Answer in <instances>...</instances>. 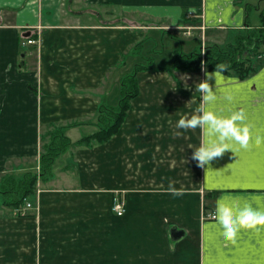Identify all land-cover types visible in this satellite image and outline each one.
<instances>
[{
    "label": "crops",
    "instance_id": "obj_1",
    "mask_svg": "<svg viewBox=\"0 0 264 264\" xmlns=\"http://www.w3.org/2000/svg\"><path fill=\"white\" fill-rule=\"evenodd\" d=\"M261 4L0 0V171H29L41 124L57 123L71 144L94 134L99 106L117 109L121 79L142 66L132 55L147 35L203 44L211 31L243 30L253 9L260 19ZM27 36L36 44L23 45ZM172 63L137 73L138 94L107 142L71 145L21 207H0V264H264V227L241 230L232 244L204 218L218 200L264 212V67L244 80L210 81L217 99L207 110L230 117L243 109L251 140L247 149L228 141L229 151L200 168L191 157L204 131L176 124L198 114L204 72ZM170 181L181 195L168 191ZM115 196L125 202L121 217Z\"/></svg>",
    "mask_w": 264,
    "mask_h": 264
},
{
    "label": "trees",
    "instance_id": "obj_2",
    "mask_svg": "<svg viewBox=\"0 0 264 264\" xmlns=\"http://www.w3.org/2000/svg\"><path fill=\"white\" fill-rule=\"evenodd\" d=\"M264 7L260 11L259 24L243 32H233L223 43H211L206 48L207 53L200 52L189 55H176L171 68L175 71H200L201 65L207 66L208 72H213L216 64L228 65L223 73L230 77L244 80L256 73L262 64L257 58L264 56ZM151 70L150 66H136L133 72L121 79L122 100L117 109L107 110L99 106L97 131L81 138L74 144L66 137L63 129L52 124V129L40 134L43 152L40 155L39 171H25L19 174L4 173L0 175V207L18 209L24 201L35 192L37 182L47 181L52 177L55 164L59 157L72 146H91L107 142L114 136L123 123L132 98L138 94L136 75L139 71ZM164 70V69H162Z\"/></svg>",
    "mask_w": 264,
    "mask_h": 264
},
{
    "label": "clouds",
    "instance_id": "obj_3",
    "mask_svg": "<svg viewBox=\"0 0 264 264\" xmlns=\"http://www.w3.org/2000/svg\"><path fill=\"white\" fill-rule=\"evenodd\" d=\"M228 70L226 64H216L213 72L207 71V66L202 63L201 71L205 78L195 84L196 92L200 93V106L196 113L189 118L182 117L176 124L177 129L187 131L189 129L201 128L206 139L193 148L192 160L197 162V166L205 168L211 165L216 158H221L226 151H229L228 141L238 143L242 148L250 147V129L244 123L246 120L243 109L233 112L230 117L218 116L207 110V106L217 99L215 91L210 83ZM180 134V133H177ZM261 139L256 138V144H260ZM168 191L174 195H181V191L174 187L173 182H169ZM215 219L221 229L223 239L234 244L238 233L241 230H255L264 227V212L254 209L248 202L231 205L223 200H218L215 209Z\"/></svg>",
    "mask_w": 264,
    "mask_h": 264
},
{
    "label": "rangeland",
    "instance_id": "obj_4",
    "mask_svg": "<svg viewBox=\"0 0 264 264\" xmlns=\"http://www.w3.org/2000/svg\"><path fill=\"white\" fill-rule=\"evenodd\" d=\"M237 2L240 0H236ZM242 1V0H241ZM248 1H253V0H243V2H248ZM264 4H261L260 7L263 8ZM95 6V5H94ZM91 7V6H90ZM97 7V8H96ZM95 7V10L100 11V13L102 12V9L104 8L103 5H97ZM119 7H117V11L120 12V10L118 9ZM262 10V9H261ZM116 11V12H117ZM250 15V16H249ZM248 16V20L247 25L252 27V26H256L257 24H259V17H258V13L256 10H251L250 14ZM264 16V14H263ZM96 20V18L94 19ZM247 25L245 24V27L243 28V30H239V32H243L244 30H249V28L247 27ZM171 31H176V30H171ZM217 31V30H216ZM177 32L182 33V30H178ZM225 35L229 36L231 35V33H228V31L226 30H219L218 32H210L208 34V36L206 35L204 38V43L200 44V39L197 38L196 40L198 41V43L191 37H182V36H178L175 37L174 40H170L168 37V35H164V36H160L158 35L157 37L153 36V35H147L146 38V43L143 44L142 46H140L136 51V53H134L132 56L134 58H132V66L134 64L140 63L139 65L142 66H169L171 65V63L174 61V58L176 55H189L195 52H200L201 56H204L208 49L206 48L208 45V40L210 41H217L220 42V40H223ZM24 41L26 42V39H24ZM203 41V40H202ZM201 45H203L202 49L199 50V48L201 47ZM264 49V46H263ZM189 52V53H188ZM135 57H137L135 59ZM261 61V63L264 62V56H261V58H257L256 62ZM264 67V64L261 65L260 69H262ZM131 68V67H128ZM130 69H128L127 71H129ZM55 126H57V123H52ZM52 124H41L40 125V134L43 133V131H49L51 130ZM78 131H74L70 133V138L71 139H75L77 138L78 135ZM80 134V133H79ZM82 135H84L82 133ZM43 152V147H42V140L39 138V141L37 142V151L36 153L31 156L30 161H33L32 163L27 164L28 165V169L27 170H32L35 172L39 171V160H40V155ZM34 156H36L34 158ZM61 159V157H60ZM12 167H7V164H5V169L0 171V175L4 174V173H10L7 169ZM25 203V201H24ZM6 208V207H5ZM5 208H2V210H0V214L1 211L6 210ZM3 213H5L3 211Z\"/></svg>",
    "mask_w": 264,
    "mask_h": 264
},
{
    "label": "built area",
    "instance_id": "obj_5",
    "mask_svg": "<svg viewBox=\"0 0 264 264\" xmlns=\"http://www.w3.org/2000/svg\"><path fill=\"white\" fill-rule=\"evenodd\" d=\"M27 43L33 45L35 43V41L32 39H28ZM29 208H31V205L26 204V210ZM111 208H112V211L115 213L116 216H118V217L123 216L124 212H125L124 200L119 196L113 197ZM207 218H211L214 220L215 219L214 213L209 215Z\"/></svg>",
    "mask_w": 264,
    "mask_h": 264
}]
</instances>
